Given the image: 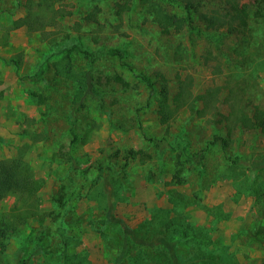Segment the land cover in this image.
I'll return each instance as SVG.
<instances>
[{
	"label": "rangeland",
	"instance_id": "rangeland-1",
	"mask_svg": "<svg viewBox=\"0 0 264 264\" xmlns=\"http://www.w3.org/2000/svg\"><path fill=\"white\" fill-rule=\"evenodd\" d=\"M246 1L249 28L229 36L204 30L201 15L217 9L206 2L187 13L153 0L185 18L164 33L140 0H0V161L18 158L44 182V216L3 240L0 264H113L122 236L105 219L109 196L139 237L176 240L182 264H264V170L231 163L264 155V132L232 125L226 148L210 144L227 136L217 120L232 105L264 109V0ZM139 75L169 96L191 80L209 104L190 99L161 124ZM121 264L168 263L159 246L133 245Z\"/></svg>",
	"mask_w": 264,
	"mask_h": 264
},
{
	"label": "trees",
	"instance_id": "trees-1",
	"mask_svg": "<svg viewBox=\"0 0 264 264\" xmlns=\"http://www.w3.org/2000/svg\"><path fill=\"white\" fill-rule=\"evenodd\" d=\"M184 2L185 10L188 11L192 6L197 8L198 5L206 2L214 4L217 9L211 12V15L202 14V23L204 24V30L214 33H225L229 36L244 35L249 28V4L246 0H182ZM251 1V0H250ZM140 3L146 5L149 11L156 12L155 17L162 29V32L168 33L170 27H174L175 31L180 32L182 30L183 22L185 18H176L167 12H162L160 9H156L153 0H140ZM198 4V5H197ZM189 18L188 16L186 17ZM31 26V20L27 18H20L14 21L15 27L22 25ZM108 54L116 56L119 60L125 59L123 51L112 49L108 51ZM19 61H14L17 65ZM126 66L130 72L133 71L132 67L127 63H122ZM149 89L150 96L158 102L157 116L161 124L168 123L177 114V111L186 106L190 99H193V103L187 105L190 109H194L192 106L194 100H203L204 96H193L189 90L191 86V80L186 83L180 82L177 91L169 96V90L167 86L161 82L159 87H156L147 77L138 76ZM162 81H165L163 76H160ZM110 80L116 83L123 89L131 88V85L120 75H113ZM87 94H93V88L89 79L86 82ZM35 98L40 100L41 95L32 93ZM204 101V104L207 102ZM202 101V102H203ZM196 103V101H195ZM209 102L207 103L208 106ZM235 105V104H234ZM204 108L200 111H194L196 114H203ZM220 118L217 123L225 122L228 132L226 137L214 135V139L210 144H220L221 147L226 148L229 145L227 137L229 132L233 129L232 125H237L242 129L255 130L260 129L264 132V109L255 107L252 114L249 115L241 107L235 105L230 108L228 113L219 114ZM193 155V161L195 164L200 163V156ZM231 163L243 164L249 171L257 172L264 170V155L261 157L253 156H237ZM43 180L33 175L31 169L20 159H5L0 161V201L13 196L15 198L13 204L6 212H0V237L2 238L0 243V254L4 251L3 240L7 239L12 234H18L21 228L31 219L35 217L44 216L43 213H39L40 197L39 191L43 187ZM105 219L111 225L117 226L121 232V248L120 253L116 257L113 264H121V262L129 255L131 246H159L163 252L168 264H182L179 255L177 253V241L166 237H157L153 241H148L145 238L139 237L133 229H131L121 218H119L114 211V205L112 198L109 196L108 205L106 207ZM257 234L264 236V224L257 230Z\"/></svg>",
	"mask_w": 264,
	"mask_h": 264
}]
</instances>
